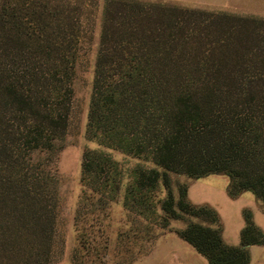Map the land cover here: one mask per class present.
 Listing matches in <instances>:
<instances>
[{
	"label": "trees",
	"instance_id": "trees-1",
	"mask_svg": "<svg viewBox=\"0 0 264 264\" xmlns=\"http://www.w3.org/2000/svg\"><path fill=\"white\" fill-rule=\"evenodd\" d=\"M90 3L0 2V264H51L57 178L32 154L54 152L67 133ZM101 14L88 139L161 168L140 171L139 184L162 178L171 218L218 222L185 186L175 203L168 173L226 174L230 197L249 190L264 202V18L143 0H104ZM113 165L102 150L84 151L82 182L106 190ZM244 218L239 246L219 226L177 234L208 264H249L248 246L264 233L250 211Z\"/></svg>",
	"mask_w": 264,
	"mask_h": 264
},
{
	"label": "rangeland",
	"instance_id": "rangeland-1",
	"mask_svg": "<svg viewBox=\"0 0 264 264\" xmlns=\"http://www.w3.org/2000/svg\"><path fill=\"white\" fill-rule=\"evenodd\" d=\"M143 1L264 18V0ZM90 2L89 20L81 38L72 82L67 133L54 152L32 154L33 162H40L57 178L59 204L51 264H208L204 256L178 236L177 231L189 223L212 228L219 226L223 242L239 246L246 210L250 211L252 222L264 233V202L249 190L230 197L228 175L212 173L192 178L168 173L169 190L175 203L180 188L185 186L187 201L195 206L212 208L218 222L210 223L185 214L171 218L162 209V202L168 196L162 178L155 187L139 184L140 171L155 168L161 173V168L149 157L106 148L96 139H88L87 114L104 0ZM93 149L109 154L114 162L104 191H92L88 180L82 182V156L84 151ZM249 255V264H264V247H251Z\"/></svg>",
	"mask_w": 264,
	"mask_h": 264
},
{
	"label": "crops",
	"instance_id": "crops-1",
	"mask_svg": "<svg viewBox=\"0 0 264 264\" xmlns=\"http://www.w3.org/2000/svg\"><path fill=\"white\" fill-rule=\"evenodd\" d=\"M260 246H262V247H264V245H250V246H248V250L251 248V247H260Z\"/></svg>",
	"mask_w": 264,
	"mask_h": 264
}]
</instances>
